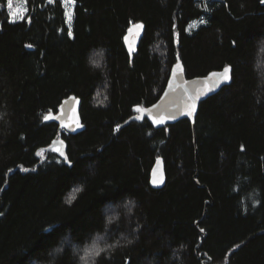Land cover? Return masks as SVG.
<instances>
[{
    "label": "trees",
    "instance_id": "16d2710c",
    "mask_svg": "<svg viewBox=\"0 0 264 264\" xmlns=\"http://www.w3.org/2000/svg\"><path fill=\"white\" fill-rule=\"evenodd\" d=\"M73 3L68 22L63 0H13L12 22L0 0V264H264V0ZM179 60L188 78L232 66L233 81L195 126L155 128L136 109ZM71 95L75 135L44 119Z\"/></svg>",
    "mask_w": 264,
    "mask_h": 264
},
{
    "label": "water",
    "instance_id": "95a60500",
    "mask_svg": "<svg viewBox=\"0 0 264 264\" xmlns=\"http://www.w3.org/2000/svg\"><path fill=\"white\" fill-rule=\"evenodd\" d=\"M135 24H133L132 27L128 30L127 36L125 38V45L131 55L138 48L145 29H138L134 26ZM177 64L181 65V67L176 68L175 65ZM223 69L211 71L205 76L188 78L186 75L185 66L183 65L182 61L179 60L176 64H174L167 85L159 100L148 108H144L151 109L150 114L148 112H140L138 117L148 119L155 128H162L167 125H172L182 119H189L192 125L195 126L197 114L202 102L220 92L224 87L230 85L233 81V67L231 66L230 75L232 79L229 82L220 84L219 87H215L216 78L210 76V74L213 72L221 73ZM173 72L177 73L175 77H173L172 75ZM169 83L172 84L171 88H169ZM209 88H215V90L212 92H208ZM165 92H167L168 94L165 95ZM197 93L200 94V98L196 101V110L192 113V115H188L187 113L190 109V101L188 97L196 95ZM204 93L207 94L205 95ZM73 97L75 98L74 100L72 99ZM81 107L82 99L80 97H77L76 95H71L62 101L57 113L49 114L52 116H59L60 119L47 121L57 122L61 130L68 134H78L86 129V125L84 124L81 116ZM161 116L165 118L174 116L175 118L166 119V122L162 125L154 124L153 117ZM65 125H67V127H65ZM53 147H59V153H64L65 155L62 157L65 159L66 156L67 160L69 161L67 155V142L63 138L57 137L53 142ZM161 178H163L162 184H152L153 179ZM150 182L151 186L155 189H161L167 182L166 166L162 157H158L153 166Z\"/></svg>",
    "mask_w": 264,
    "mask_h": 264
},
{
    "label": "snow or ice",
    "instance_id": "6c2138e0",
    "mask_svg": "<svg viewBox=\"0 0 264 264\" xmlns=\"http://www.w3.org/2000/svg\"><path fill=\"white\" fill-rule=\"evenodd\" d=\"M48 2L52 3V2H54V0H48ZM73 2H74V0H73ZM6 7H7L8 10H11L13 8V0H7ZM9 15L11 17H16L17 16V12L9 11ZM67 18L69 20H71V18H72L71 14H67ZM12 22H15V20H13ZM134 26L136 28H138V29H143L144 28L143 23H136ZM68 35L69 36L72 35L71 31H68ZM29 47H30V45H29ZM92 63L93 64H97V66H98V62L96 60H93ZM175 67L176 68H180L181 65L177 64V65H175ZM230 73H231V66L225 67L221 73H215V72L211 73L210 76L216 78L215 87H219L220 84H222V83L229 82L232 79ZM176 74H177L176 72H173L172 73L173 77H175ZM205 79H207V78H205ZM171 87H172V84L169 83V88H171ZM214 90H215V88H209L208 92H212ZM167 94L168 93L165 92V95H167ZM204 94L206 95L207 93H204ZM199 98H200V94L199 93H197L196 95L188 97V99L190 101V109H189V112L187 113L188 115H192V113L196 110V101ZM72 99L74 100L75 98L73 97ZM153 107H156V106H153ZM136 110L139 111V112H148L149 114L151 112V109H144V108H140V107H137ZM174 118H175L174 116H170V117H167V118H165L163 116H161V117H153V123L156 124V125H162V124H164L166 122V119H174ZM44 119L45 120H53V119H60V117L59 116L48 115V116H45ZM139 119H143V117H139ZM65 127H67V125H65ZM241 150H243V146H241ZM56 151L59 152L60 150L56 149ZM60 155L64 156L65 154L64 153H60ZM65 160L67 161L68 165H71V161H68L66 156H65ZM24 170L27 171V169H24ZM162 183H163V178H161V179H153L152 180V184H154V185L162 184ZM77 190H79V189H77ZM69 203H71V201H69ZM110 221H111V218H109V222ZM200 231L204 232L205 230L204 229H200ZM100 251H103V250L102 249L101 250H97L96 248H92L91 250H86L85 255L86 256L87 255H92V254L99 255Z\"/></svg>",
    "mask_w": 264,
    "mask_h": 264
},
{
    "label": "rangeland",
    "instance_id": "374dc122",
    "mask_svg": "<svg viewBox=\"0 0 264 264\" xmlns=\"http://www.w3.org/2000/svg\"><path fill=\"white\" fill-rule=\"evenodd\" d=\"M63 1L65 3V6H66L67 14H71V17H72L71 20L68 19V22H72L74 10H75V4L71 0H63ZM13 9L15 12L19 13V9H18V7L16 8L15 5H13ZM13 9H12V11H13ZM17 17H18V14L13 19L15 20V19H17Z\"/></svg>",
    "mask_w": 264,
    "mask_h": 264
}]
</instances>
